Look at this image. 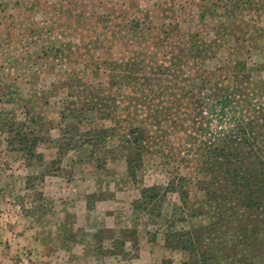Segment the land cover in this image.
<instances>
[{"label":"rangeland","instance_id":"obj_1","mask_svg":"<svg viewBox=\"0 0 264 264\" xmlns=\"http://www.w3.org/2000/svg\"><path fill=\"white\" fill-rule=\"evenodd\" d=\"M259 160L264 0H0V264H189L164 239L192 230L264 264V194L226 174Z\"/></svg>","mask_w":264,"mask_h":264},{"label":"trees","instance_id":"obj_2","mask_svg":"<svg viewBox=\"0 0 264 264\" xmlns=\"http://www.w3.org/2000/svg\"><path fill=\"white\" fill-rule=\"evenodd\" d=\"M218 6V5H216ZM14 124H18L20 127L17 129V127H14ZM24 124L21 122H15L10 123L8 128V133L12 134L11 141L17 140L19 143H24L26 145H29L27 147H31L33 140L35 139L30 138V133H33L32 131H27ZM108 130L110 129H102L97 130L96 134H103L107 135ZM132 131H135L136 136L134 137L135 141V147L141 152L143 150L144 142L147 136L145 135V130L139 129V128H131ZM235 136V135H234ZM233 136V137H234ZM130 140V139H129ZM30 141V143H28ZM132 141V140H131ZM9 142V141H8ZM9 142V143H10ZM127 144L130 143V141L126 140ZM22 144V145H24ZM130 145V144H129ZM134 147L129 146L127 147L128 152H131ZM213 158L215 163L217 164H223L231 167L233 165H236V163L239 161L241 163V157L238 152H233L231 150H228L226 146L219 147L215 145L213 147ZM32 156V154H30ZM140 157V156H137ZM203 157V156H202ZM132 162V163H131ZM259 165L251 163V170L257 172V173H264V162L258 161ZM134 163V159L132 158V161L129 160V157L126 159V165L130 168V171L133 172L134 168L131 164ZM228 176V181L230 184L234 186H238L242 188V191H246L248 194V199L251 201V197L254 195L261 196L264 194V178L256 177L254 174H249L248 176L242 175L238 172V169H233L231 173H226ZM184 178L183 176H180L178 173L175 180L172 182L170 181V187L169 189L177 190L178 188H182L181 180ZM257 180V181H256ZM182 193L185 195H188L186 190H182ZM259 205V203H258ZM203 238L201 237L200 233L192 230V231H186V232H170L165 234L164 244L168 249L171 250H177L185 254L186 261L184 263L189 264H207L208 258L210 257L209 252L204 251L200 248V245L202 244Z\"/></svg>","mask_w":264,"mask_h":264}]
</instances>
